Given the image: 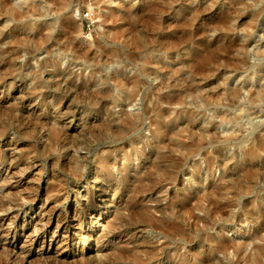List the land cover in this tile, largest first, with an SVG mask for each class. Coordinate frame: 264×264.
<instances>
[{"label":"rangeland","instance_id":"obj_1","mask_svg":"<svg viewBox=\"0 0 264 264\" xmlns=\"http://www.w3.org/2000/svg\"><path fill=\"white\" fill-rule=\"evenodd\" d=\"M93 1L78 0L72 4L70 12L43 18L44 26L58 19L64 20L65 23L69 22V25L64 27L66 29L56 30L55 35L71 34L72 36L73 34L72 40L76 39L73 40L75 43L80 41L81 43L77 44L83 45L85 49L95 50L102 47L105 55L106 52L114 53L115 50L118 54L116 58L119 60L116 58L115 61L112 60L114 66L111 65L112 69L107 68L106 72L109 75H115L125 67L124 70H127L128 76L133 78L138 75L139 59L142 60L146 54L138 52L135 54L136 57L131 55L132 58L128 54L130 53L128 48L122 47L123 40L115 42L106 37L107 24H109L108 27L114 28L120 24L125 25L128 21L104 25L103 16L111 15L119 7L122 11L130 10L137 15L148 16L151 14L150 3L152 5L157 0L141 2L103 0L102 4ZM251 1L248 3L252 6L253 0ZM14 2L17 3L16 0ZM92 2L96 4L92 5ZM232 2V0L186 2L172 0L171 4L163 5L164 7L160 9L167 12L163 18L160 12H155L156 17L151 19L150 25L156 28L155 36L163 38L186 35L187 30L192 32L193 36L200 32L201 34L195 40L204 39L209 43H204V46L198 49L191 48L193 45H189L196 57L209 52L213 45L217 46L212 44V40L220 34L230 37L236 35L242 38L248 37L246 39L249 40L250 46L246 55L247 63L250 64L247 65V69L246 67L234 68L231 60H228L226 63H221L222 65L218 63L212 67L213 69L216 67L219 73L215 70L216 74L211 68V71L200 73L197 78L207 89L219 86L224 78L233 76L236 77L233 79V87L247 82L248 85L254 84L255 87L262 88L264 87V53H262L264 50V0L258 1L259 7L255 10H260L256 12L258 15L254 11L256 16L254 14L253 18L248 16L253 13L250 7L245 11V15L236 21L235 27L233 26L235 29L227 30V26L224 28L226 31L224 29L223 31L216 24L225 14L235 9ZM194 13L200 15L191 23V28L190 19ZM40 22L37 23L34 18H25L17 27L18 25H14L15 22L6 14L5 8L0 7V33H4V37L0 36V53L15 50L21 52L14 62L7 60V54L0 57V128L2 130H0V202H4L7 207V211L0 210V261L4 262L8 258L11 262L17 261L18 264H155V262L156 264H230L235 255L245 251V254H249L262 246L264 244L261 240L264 237V170L255 178L244 175L248 168L254 169L256 166L264 168V160L261 161L264 159V153L260 151L255 153L258 160L253 165L247 157L232 160L228 163L227 170L217 171L212 176H208L203 170L198 172L196 170L187 176L183 173L189 167L188 165L192 166L196 161L203 166L208 164L204 157L191 159L192 154H207L211 150H226L234 153L237 150L238 141L233 140L224 144L225 131L234 130L235 127L234 131L241 130L248 135L256 128L255 136L256 134L264 135V98L261 102L260 100L257 102L258 105H252L248 103V94L243 90L240 103L237 104L240 106L216 108L214 104H211L198 109L199 104L195 105L191 97L187 98L185 104L160 103L159 96L153 94L152 88L146 91L150 92V98L144 100L143 92L146 88L144 86L139 97L131 105L127 103L122 105L123 107L119 103L115 105L114 102L104 104L99 100L100 97L97 100L87 99L86 91L82 90L76 94L75 88L82 86L88 80H100L99 71L94 76L90 72L91 69L98 67L96 65L99 64L101 57L83 55L82 58L81 55L79 59L74 58L71 51L68 50L66 53L61 51L58 43L49 44L42 40L37 35L40 32L38 29L26 27L27 23L35 25ZM12 26L16 27L12 31H7L6 27ZM25 34L30 37L36 35V38L31 37L35 40L27 42ZM18 38H20L19 42ZM106 42L108 46H104ZM55 43L57 46L54 45ZM34 47L36 49L42 47L41 50L48 47L47 49L50 48L49 50L53 53L45 54L39 50L33 54L35 57L27 54L30 50H34ZM258 51L259 55L262 53L261 57L255 53ZM105 55H102V58ZM50 57L58 59V66L42 69L40 64ZM147 57L152 60L154 58L153 55H147ZM171 58L177 60V58ZM27 61L34 66H32L33 72L24 71L23 74L17 75L11 70V65L24 64ZM69 63L74 66L71 65L68 68ZM227 63L230 64L229 67ZM173 65L177 66L178 63ZM147 68L153 69L149 65ZM56 69L61 71H54ZM194 71L196 72L197 68L193 69V73ZM188 72H191L189 76L192 77V71ZM73 73L76 76L84 73L83 78L72 77ZM157 76L159 75L152 74L145 80L147 79L148 84L156 85L159 83L155 80ZM123 91L125 98L128 89ZM164 93L161 92V95ZM197 93L201 94L199 91ZM227 110L231 115L238 117L235 126L234 123H229L224 127L211 129L212 124H208L210 122L218 124V116ZM126 112L136 116L133 119L137 127L133 128V131H129L131 129L126 123ZM197 112L203 115L201 117L195 115ZM159 114H162L166 120L158 118ZM156 123L160 124L156 131L158 134L151 138L150 131L155 130ZM36 126L43 130L39 129L40 132H38ZM206 128L210 129L206 131ZM48 129L59 132V136L52 138V141L48 140V131H50ZM215 136L218 139H215ZM133 140L140 141L132 144ZM61 142H65L67 146L65 150ZM45 143L52 147L46 148ZM69 156L73 157L72 163L69 162ZM216 160L221 162L220 167L226 163L225 158L217 157ZM76 163L85 167L83 178L81 176L77 178L73 174V166ZM156 164H159V167H156ZM177 172H180L179 180L171 183L169 178ZM92 173L100 179L99 184L103 183L101 188H98L100 187L98 185L96 189L88 192L86 182ZM194 176L205 179L206 187L197 184L191 193H187V188L195 178ZM218 183L221 188L216 193L218 197H200V192L209 190L208 184L218 186ZM250 184L253 190L247 191ZM256 192L260 199H256L257 195H253L257 194ZM90 193L99 202L97 204L95 200L91 206L87 207L85 202ZM107 193L108 196L105 199L111 198L112 205L109 210H105L107 213L103 211L97 216V206L99 204L102 206L103 202L100 200ZM12 197L17 201L10 203ZM28 200L34 203L26 206ZM78 200L81 201L78 202ZM144 206L154 210V213L158 209L155 216L160 220L164 218L162 228L154 231L148 227V224H144V218L136 213L138 207ZM102 213H105L103 218ZM80 215L85 216L83 234L87 236L82 243L73 237L75 232H79L76 225ZM96 216L98 219H93ZM242 218L246 220V224L234 233H228ZM170 224H177L184 235L172 233ZM182 236L185 241L181 240ZM246 242L248 246L242 249ZM83 250L84 254L81 253ZM124 251L126 253L123 255ZM155 252L156 261L148 262L149 256L154 255ZM157 252L160 254L158 255ZM49 256L52 258L50 259Z\"/></svg>","mask_w":264,"mask_h":264},{"label":"bare ground","instance_id":"obj_2","mask_svg":"<svg viewBox=\"0 0 264 264\" xmlns=\"http://www.w3.org/2000/svg\"><path fill=\"white\" fill-rule=\"evenodd\" d=\"M14 1L15 0H0L1 9H2V7L5 8L6 14L12 19V21L15 22L14 25L20 24L22 22V20L25 19V18L26 19L27 18H34V19L37 20V23H38V21H41L40 24H36L35 23V25H34V23H32V24L31 23L30 24L27 23L26 27L28 29H34V30L38 29L40 32L37 35H39L42 40H45L49 44L51 42L58 43L59 44V48L61 49V51L63 50V52H65V53L68 50L71 51L73 53L72 55L74 56V58L76 57V58L79 59V57L81 55H82V58H83V55L87 56V57H89V56L90 57H95L96 56V57H99V58L101 57L99 59V61H98L99 64L97 63V65H96V66H98V67H96L97 69L96 68L94 70L91 69V72H90V68L91 67L88 68V70L92 74V76L96 75L98 73V71H99L100 74H101V77L99 78L100 80H98V81H96V80H94V81L88 80L86 82L85 79H84V81H85V82L83 81L84 84L82 86H80V87H76L75 88L76 94H78V92H80L82 90L86 91L87 96L85 98H87V99L97 100V98L100 97L99 100H101V102L104 103V104L105 103L107 104V103L114 102L115 105H116V103L121 104L120 106H122V105L124 106V104L127 105V103L131 105L134 102V100L137 97H139V94L142 92V89H143L144 86H146L145 91L143 92V99L144 100H147V99L150 98V96H149L150 92L147 93L146 91L147 90H151V88H152L153 91H154L153 94H157L156 96H159L160 103L168 102V103L173 104V103L178 102V103H181V104H185L186 101H187V98L191 97V98L194 99L195 105L199 104V107H197L198 109H202V107H208L211 104H214L216 106V108H220L222 106H225L227 108H233L235 106H240V105H237V104L240 103L239 101H240V98L242 96V91L243 90L247 92V94H248L247 96L248 97L247 96L246 97L248 98V103H250L252 105L255 104V106H256L257 102H259V100L261 102V100H263V98H264V87L258 88V87H255L254 84L253 85H248L247 82H243V83H241V85H239L237 87H233L232 83H233V81H234L233 79L235 77L233 75H232L233 77L224 78L222 83L219 86H214V87L212 86L210 89H207L206 86H202V84L200 83L199 78H197V76L200 75V73H205L206 71H211L210 69L214 65L216 66V64H218V63L220 65H222L221 63H226L228 60H231V63L234 66V68L243 69L244 67H246V69H247V67H248L247 65L250 64V63H247V57L248 56L246 55L247 50H249L248 47L250 46L249 40L246 39L248 37L245 36V38H242V37L237 36V35L234 36V37H230L229 35L227 36V35L224 34V35L221 36V34H220V36H216V38H214L212 40V44L217 45V46L213 45L215 48L212 46L214 49L211 47L209 52H207L206 54L204 53V54L200 55L199 57H196L195 55H193V53H192V51L190 50L189 47L193 45L191 48L198 49V48L204 46V43L208 42V41H206L204 39L195 40V38L201 34L200 32H198L196 35L193 36L192 32L190 33V31H188L186 29L187 30L186 35L184 34V35L178 36V37L175 36V37H164L163 38L161 36H159V37L155 36L156 28L153 25L151 27V25H150L151 19L156 17V13L157 12H160L162 14V18H163L164 14H166L167 12L164 11V10L160 11V9H162L165 5H167L169 3L171 4L172 0H157L152 5L150 3V10L149 9L148 10H149V12L151 14H149L148 16H144V15L141 16L140 14L137 15V13H134V11H132V10H131L132 12H130V10L122 11V10L119 9L120 8L119 6H117L119 8H116L111 15H108L109 17L107 15L103 16L104 25H106L107 23H111V24L115 25L117 23H121V22L126 23L125 21H128V23H126L125 25H123V24L121 25L120 24V26H116L114 28L113 27L111 28V26L108 27L109 24H107V27L105 28L106 29L105 31H106V34H107L106 37H108L109 39L111 38V39L115 40V42L123 40V43L122 42H120V43H122L124 45L122 47H127L128 48V51L130 53H128V52L127 53L130 56L131 55L134 56L138 52L141 53V54H143V53L146 54L143 57L142 60L139 59V71L137 73L138 75L134 76L133 78L132 77L130 78V76H128L127 70H124L125 67L124 68L122 67L123 69L119 70L117 73L115 72L116 73L115 75H112V74L109 75L106 72L107 68H109V70H110L111 65H113L112 60H114L118 56L117 52L115 53V50H114V53H112V51H111V53L108 52L109 54H107V52H106V55H105V50H103L104 48L99 47V45H98L99 48H96L95 50H92L91 48H89V49L86 48L85 49V47H83V45L77 44L80 41L75 43V41H73V40H76V39L72 40L73 34H72V36H71V34L70 35H68V34L67 35H63V34L55 35L56 30L63 29L65 26H68L69 22L65 23L64 20H62V19L59 20L58 19L57 21L52 22L50 25L46 24L44 26L43 18H45L47 16H50V15H53V14H60V13H63V12H70L72 4L77 2L78 0H22L21 2L16 0L17 3H15ZM94 1L100 4L103 0H94ZM136 1L137 2H141V1H145V0H135V2ZM186 1H191V0H185V2ZM194 1H196V0H194ZM206 1H210V0H206ZM232 1H233L232 5L235 6V9L233 10V8H232L233 11L230 12L229 14H225V12H224V14H225L224 17L221 20L219 19L220 21L218 20L219 21L218 22L219 25L216 24V22H215V24L217 26H220V28L222 30L224 28H226L227 26H228L227 30L235 29L234 28L235 27L234 24L236 23V21L239 18H241V16H244L245 15V11L247 9H250V7H251V9H253V10H251L253 13L250 12L251 15H248V16H251V18H253L252 15L254 14V11L259 7V3H260V2H258L260 0H253V4L251 6V4L248 3L249 1L252 2L251 0H232ZM93 2H92V5L96 4V3H93ZM112 3H114V2H112ZM104 4H105V2H104ZM232 5H230V6H232ZM213 7H214V5H213ZM195 12H197V11H195ZM256 12H260V10L255 11V14H257ZM248 13H249V11H248ZM194 14H196V15H194ZM194 14L193 15L191 14L193 18L191 17V19H190L191 22L189 21L190 24L194 22V19L197 18L198 15H200L198 13H194ZM71 21L74 22V20H71ZM143 23L145 24V26H144ZM15 27L16 26L6 27V29H7V31H12V29H14ZM17 27H19V25ZM26 27H24V28H26ZM80 27H81V25H80ZM190 27L192 28V24L190 25ZM123 28H125V29H123ZM191 28H189V29H191ZM64 29H66V28H64ZM206 32H207V30H206ZM202 33H203V31H202ZM3 34L4 33H0V36H3ZM58 34H60V33H58ZM26 35L27 34H25L24 36L26 37L27 42H29V41L32 42V39L35 40L34 38H36V35L35 36H31V37H34L32 39H31V37L29 35H28L29 37L26 36ZM19 40H20V38L17 39L18 42H19ZM220 40L222 42H219ZM38 43H40V42H38ZM56 43L54 45L57 46ZM43 44H44V42L42 41V45ZM39 45H41V44H39ZM54 45L52 46L53 49L55 48ZM104 46H108V43L106 42ZM181 46H182V49H180ZM35 47H37V46H35ZM35 47H34V50L33 49L30 50V52L27 53V54L33 55L36 51H39V50H40L39 52L42 51V53L44 52L45 54H51V52H52V51L49 50L50 48L47 49L48 47L47 48L45 47L46 48V49L44 48L45 50L44 49L41 50L42 47L38 48V49H36ZM49 47H51V46L49 45ZM90 47H92V46H90ZM118 52H119V49H118ZM19 53H21L19 50L10 51V52L3 51V52L0 53V57L1 56H5L7 54V56H6L7 60L10 59V61L14 62V61H16L18 59ZM255 53L259 55V51L255 52ZM262 53H264V50H263ZM155 54H156V57H155ZM102 55H105V56L102 58ZM147 55H151V56L153 55L154 56L153 60L148 58ZM119 56H120V54H119ZM133 56H131V57L133 58ZM135 57H136V55H135ZM171 57H174L175 59L177 58V60H173ZM55 59H52L50 57L49 59L44 61L42 64H40V67L43 69V68H46V67H49V66H51V67H54L55 65L58 66V62L59 61L57 62L58 59L57 60H55ZM116 59H118V58H116ZM84 62H86V61H84ZM173 63H178V65L175 66V65H173ZM228 63H230V61ZM87 64H88V61H87ZM71 65L74 66L73 64H70L68 66V68ZM147 65L151 66L153 69L147 68ZM229 65L230 64H228V67H229ZM32 66L27 61L24 64H13V65H11V67H12L11 70L16 72L17 75H21V74H23L24 71L33 72L34 71V68H33L34 66L33 67ZM143 66H145V67H143ZM84 67L85 66H83V68ZM83 68H82V70H83ZM194 68H197V71L196 72L194 71V73H193V69ZM215 68L216 67H214V69L212 68L213 69L212 71H215L216 70ZM218 69H220V68H218ZM85 70H83V71H85ZM54 71L59 72L61 70L56 69ZM188 71H192V74H193L192 77H191V75L189 76V73H191V72H188ZM217 72H216V74H217ZM109 73H110V71H109ZM83 74H80L81 76H79V75L76 76V75H74V73L72 75L71 74H69V75H71L72 77L73 76H76V77H79V78L81 77V79H82L83 78L82 77ZM152 74H154L155 76L156 75L160 76V77L157 76V79H155L156 81L157 80L159 81V83H157L156 85H154V83L152 85L148 84L147 81H146L147 79L145 80L146 77H150ZM159 78H160V80H159ZM235 79H236V77H235ZM155 80H153V82H156ZM249 82H251V81H249ZM145 84H147V85H145ZM153 85L155 87H153ZM126 89H128V92H127V95L124 98L123 96L125 94L123 95V92H124L123 90H126ZM197 91H199L201 94H198ZM161 92H165V93L163 95H161ZM79 94H81V93H79ZM220 95H222L223 98L220 97ZM244 98H245V96H244ZM241 105H243V104H241ZM254 108L255 107H253V109ZM248 112H250V110ZM131 115L132 114H128V113L126 114V117H127L126 123L129 125V129H131L129 131H133L134 130L133 128L137 127V126L135 127V125H137V124L134 122L135 119H133V118H136V116H134V115L131 116ZM195 115H198V116L201 117L203 114L197 112V114H195ZM157 117L160 118V119L163 118L162 114L157 115ZM218 118H219V120L217 122L218 124H216V123L213 124L211 122L208 124V125L212 124L211 127H210L211 129L214 130V129H217V127L221 128V127L226 126L229 123H234V126H235L236 122L238 121V117L235 116V115L234 116L231 115L228 110L223 112V113H221L218 116ZM163 119L166 120L165 118H163ZM258 125H260V124H258ZM37 127L38 126H36V128ZM42 127L44 128V125ZM159 127H160V124L156 123L155 130H151L150 131V133H151L150 137L151 138L152 137L154 138V137L157 136L158 132L156 133V131L159 129ZM255 127H257V126H254V128ZM40 128L41 127H38V130ZM210 128H206L205 130L208 131ZM0 130H1V128H0ZM40 130L38 132H40ZM48 130H50V129H48ZM234 130H236L235 127H234ZM234 130L231 129L230 131L228 130V131H225L223 133V135H224L223 136V139H224L223 143L224 144L229 142V141H233V140L238 141L237 150L234 153H231L229 151H228L229 152L228 153L226 150H224V151H219V150H217V151H215V150L214 151H212V150L209 151L208 150L209 152L207 154H204V153H198V154H195V155L192 154L191 159H193L194 157H204L203 159H206L205 161H207L206 163H208V164L203 166V165H200V163H198L196 161L194 163V165H192V166L188 165L189 167L187 168V170L183 174H186V176H187L189 174L191 175L196 170H197L196 172L203 170L206 174H208V176H212L217 171L222 170L224 172L225 169L227 170V167H229L228 163H230V161L235 160V159L237 160L238 158H245V157L249 158L250 163L252 165L255 164V162H257L256 160H258V156L255 153H257L258 151L264 153V135L257 136V134H256V136H255L254 135V131L257 130L256 128L253 129L248 135L244 134L241 130L240 131H234ZM48 132H49L48 136L46 135L47 138H49L48 140H51L52 138L53 139L57 138L59 136V132L57 133V131H55L54 129H51ZM138 132H140V131L138 130ZM247 133H248V131H247ZM0 136H1V134H0ZM40 137H41V135H40ZM214 138L218 139L216 136ZM136 141L137 140H133L132 144H135ZM139 141H137V142H139ZM64 143L65 142H61V146H62V148L64 147V150H65L66 149L65 148L66 145ZM44 145H46V143ZM45 147L46 148H48V147L51 148L52 146L51 145L50 146L46 145ZM229 155H231V156H229ZM69 157H70L69 158L70 159L69 162L72 163L73 162V157L72 156H69ZM217 157L225 158L226 163L224 165H222L224 167V170H223L222 166H221L222 168L220 167V163L221 162L216 160ZM262 160H264V159H261V161ZM0 162H1V160H0ZM156 167H159V164H156ZM183 167H182V169H183ZM84 168L85 167L81 166L80 163H76L73 166V170H72L74 176H76V177L77 176L78 177L81 176L83 178L84 177V175H83L84 174ZM262 170H264V168L261 169V168H259L257 166L254 169H249L248 168L246 170V173H245L244 176L245 177L254 176L252 178H255L257 176V174L259 172H261ZM179 173L180 172L173 173L171 175V178H169V181L171 183H173L176 180H179L178 179L179 175H180ZM190 177H189V179H190ZM84 180H85V178H84ZM204 181H205V179H203L202 177L201 178L200 177H197V178L195 177L193 179V181L190 183V185L188 186L186 192L187 193H191L195 189V185H197V184H200V185L202 184L203 187H206V186H204L206 184ZM206 182H208V180H206ZM99 183H100V179L98 177H96L92 173L91 177L87 178V182H86V185H87L86 188L87 187L89 188V189H87L88 192L91 189H96V187L98 185L100 186L98 188H101V184L103 182L101 184H99ZM228 184H230V182H228ZM187 185H188V182H187ZM208 186H209V190H207L206 192H203V191L200 192V197H203V198L204 197L206 198V197H209V196L218 197V196H216L217 195L216 193H217V191L221 190V188L219 187V183H218V186L216 184L215 185L208 184ZM255 186H257V185H255ZM251 187L252 186L250 184L247 187L248 190H247L246 187L245 188H246L247 191H251V189L253 190V187L252 188ZM98 188H97V190H98ZM27 189L31 190V188H27ZM201 189H205V188H201ZM10 195H11V193H10ZM186 195H188V194H186ZM253 195H257L256 199L259 198L258 197V195H259L258 193L257 194H253ZM11 196L14 197L13 194ZM107 196H108V193L106 195H104L103 198H101L100 202H103V204H102V206H100V204H99V206H97L98 207L97 216H99V213L101 214V212H103V211L107 213V211H105V210H109L110 209V207L112 205V199L111 198L110 199L109 198L105 199V197H107ZM13 197L9 201L10 203L17 201V199L13 198ZM8 199H10V198H8ZM86 199H87V201H86ZM86 199H85V201H86L85 205L87 207L91 206V204H93L95 202V200H96L94 195H91V193H90V196L88 194ZM32 200L33 199H31V201ZM29 201L30 200H28L26 202L27 203L26 206H31L34 203V202L32 203V202H29ZM80 201L81 200H78V202H80ZM98 202L99 201L96 200L97 204H98ZM3 204H4V202H0V210L4 209L5 211H7V209H6L7 207H5V204L4 205ZM171 204H172V202H171ZM85 210H87V209H85ZM161 210L164 211L165 209H161ZM182 210H183V208H182ZM136 211H137L136 213H139L140 216H142L144 218V224H148L149 225L148 227H150L154 231L156 229L159 230L160 228H162L161 225H163V223H164V220H163L164 218H162V220H160V218L158 219V217L155 216V213L158 212V209L155 210V213H154V210L144 206V207H138ZM159 212H161V211H159ZM103 215H105V213H102V215H101L102 218H103ZM97 216L95 218H93V219L97 220L98 219ZM79 217H78V220H77L78 224L76 225L78 227L79 232H77V233L75 232L73 237L76 240H80V242L82 243V241L85 242V239H87L86 234L85 235L83 234L85 232V227H83L84 217L85 216L84 215H80ZM15 220H13V221H15ZM95 223H97V222H95ZM245 224H246V220L242 218L241 221L236 224V226L234 225L235 228H233L230 231H228V233H234L236 230L240 229ZM169 228H171V232L174 233L175 235H184V233L181 231L179 226H177V224H172L171 227H169ZM224 231H225V229H224ZM163 238H165V237H163ZM89 239H91V238H89ZM181 240L185 241L184 236L181 237ZM261 240L264 242V237H262ZM166 243H168V242H166ZM247 246H248V242L243 244V246L241 248L245 249V247H247ZM167 247H166V249H167ZM125 251L122 252L123 255L126 253ZM6 252H8V250ZM83 252H85V251L83 250L81 253H83ZM158 252H159V249H158ZM163 253H164V251H163ZM245 253H246V251L244 253L240 254V255H235L234 258L231 259V263L230 264H264V244L262 246L257 247L256 249L252 250L249 254L248 253L245 254ZM159 254L160 253H158V255ZM156 255L157 254L155 252L154 255L149 256V259H148L149 261L148 262H155L156 261V257H155ZM82 256L84 257V255H82ZM82 256H81V258H82ZM86 257L88 258V256H86ZM86 257H85V259H86ZM9 258H10V256H9ZM51 258L52 257H50V259ZM84 261H83V263H85ZM16 262L15 261L11 262V260L7 258V260L4 261V262L0 261V264H18ZM87 262L88 261H86V263ZM88 264H90V263H88ZM155 264H156V262H155Z\"/></svg>","mask_w":264,"mask_h":264}]
</instances>
